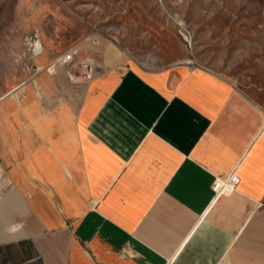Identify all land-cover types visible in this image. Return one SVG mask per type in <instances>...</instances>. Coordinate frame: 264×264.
Returning <instances> with one entry per match:
<instances>
[{
    "label": "crops",
    "instance_id": "1",
    "mask_svg": "<svg viewBox=\"0 0 264 264\" xmlns=\"http://www.w3.org/2000/svg\"><path fill=\"white\" fill-rule=\"evenodd\" d=\"M98 49L112 64L83 91L58 68L0 98V264H264L263 105Z\"/></svg>",
    "mask_w": 264,
    "mask_h": 264
},
{
    "label": "rangeland",
    "instance_id": "2",
    "mask_svg": "<svg viewBox=\"0 0 264 264\" xmlns=\"http://www.w3.org/2000/svg\"><path fill=\"white\" fill-rule=\"evenodd\" d=\"M36 36L43 46L38 56L29 49ZM80 43L87 47L80 50ZM105 44L126 51L142 72L192 61L264 107V0H0V98L26 102L27 87L58 68L71 70L70 82L83 91L112 64L89 59ZM71 49L73 61L34 76Z\"/></svg>",
    "mask_w": 264,
    "mask_h": 264
},
{
    "label": "built area",
    "instance_id": "3",
    "mask_svg": "<svg viewBox=\"0 0 264 264\" xmlns=\"http://www.w3.org/2000/svg\"><path fill=\"white\" fill-rule=\"evenodd\" d=\"M183 36H184V40L187 43L189 49H192L191 37H187V35H183ZM29 49H30L32 55H34V56H38L39 54H42L43 46H42V42L38 36H36L35 39H29ZM76 53H77L76 49H71L70 51H68L65 54H62L61 56L56 58L54 60V62L51 63L48 67H45V68L44 67H38L34 73V76H36L37 74L44 72V71H46V72L55 71L54 70L55 66L64 65L66 63L73 61ZM187 64L190 66H194L192 61H188ZM24 84L25 83H23L22 85H24ZM238 181H239V179L234 175H232L226 181L216 180L215 184H214V190L217 194H228L234 190Z\"/></svg>",
    "mask_w": 264,
    "mask_h": 264
},
{
    "label": "bare ground",
    "instance_id": "4",
    "mask_svg": "<svg viewBox=\"0 0 264 264\" xmlns=\"http://www.w3.org/2000/svg\"><path fill=\"white\" fill-rule=\"evenodd\" d=\"M184 35H187V37H190V34H189V32H187V30H185V34Z\"/></svg>",
    "mask_w": 264,
    "mask_h": 264
},
{
    "label": "clouds",
    "instance_id": "5",
    "mask_svg": "<svg viewBox=\"0 0 264 264\" xmlns=\"http://www.w3.org/2000/svg\"><path fill=\"white\" fill-rule=\"evenodd\" d=\"M129 243H130V242H129ZM125 247L127 248V247H128V244H126Z\"/></svg>",
    "mask_w": 264,
    "mask_h": 264
}]
</instances>
